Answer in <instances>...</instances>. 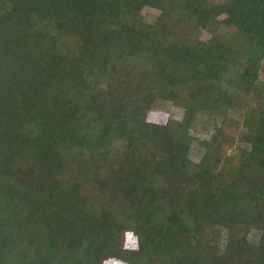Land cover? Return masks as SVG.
Wrapping results in <instances>:
<instances>
[{
    "label": "trees",
    "instance_id": "obj_1",
    "mask_svg": "<svg viewBox=\"0 0 264 264\" xmlns=\"http://www.w3.org/2000/svg\"><path fill=\"white\" fill-rule=\"evenodd\" d=\"M25 46L47 59L0 111V220L41 222L0 264H264V0H0V60Z\"/></svg>",
    "mask_w": 264,
    "mask_h": 264
},
{
    "label": "rangeland",
    "instance_id": "obj_2",
    "mask_svg": "<svg viewBox=\"0 0 264 264\" xmlns=\"http://www.w3.org/2000/svg\"><path fill=\"white\" fill-rule=\"evenodd\" d=\"M155 15H157L155 11L148 8H144L142 11V15H140L139 19L141 22L146 24V22L152 20V17ZM143 23L140 25L139 29H143L145 27ZM193 36L197 39L199 38L200 40H207L209 39L210 34L207 31L202 30V28L197 27V29L195 30V35ZM34 52L39 58L43 60L47 59V53L43 50L32 51L25 46L22 51L19 52V54L13 56L11 60L7 61V64H4L3 61L0 60V111H3L4 114H6L4 111L5 107L12 101V98L14 96V90L21 89L23 86H28L34 78L31 74V68L34 67L35 64L33 60ZM87 52L89 53V50L87 48H83V56L80 57L81 63L84 67H89L92 64V61L90 60V57ZM43 64L44 69L48 67L47 63L43 62ZM158 105V110L156 109L153 112L148 113L147 119L150 122L164 123L168 119H181V109L175 108L169 103H159ZM3 113L0 112L1 117H4ZM242 146L245 145H240V147ZM5 153L6 152L1 154L3 158L5 157ZM203 153L204 149L194 143L192 144L190 149V159L193 162H198ZM236 153V150L232 152V154L234 155H236ZM38 178L40 179V176H38ZM47 185L50 187L52 186L51 182H47ZM75 208L78 213L86 216L88 215V212L85 209V200L82 196H80L76 200ZM32 219L35 220L36 223L41 222V219H38L37 217L29 218L28 216H25L23 218H16L14 220H6L5 222H2L0 220V231L4 229V231H7L14 235L20 233H29L31 231L30 226L32 225ZM94 226L95 225L93 224H86L85 226H83V231L88 232L87 234L89 235L88 237L90 241V252L93 251L94 247L96 246V241L99 240L98 233H101L103 231L106 232V228L104 226H98L97 228H94ZM123 238L124 240L122 243L125 249L136 248V240L132 236V234L126 233ZM92 243L94 244L93 247ZM106 258L107 257L105 255L101 258V260L99 258V264H125L121 261L115 260L106 261Z\"/></svg>",
    "mask_w": 264,
    "mask_h": 264
}]
</instances>
